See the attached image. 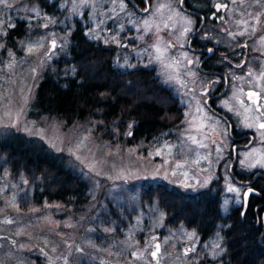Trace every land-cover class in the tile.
<instances>
[{
  "label": "rangeland",
  "instance_id": "1",
  "mask_svg": "<svg viewBox=\"0 0 264 264\" xmlns=\"http://www.w3.org/2000/svg\"><path fill=\"white\" fill-rule=\"evenodd\" d=\"M48 1L53 11L48 15L32 0H7L10 7L0 4V37L16 19L33 23L28 25L29 36L19 43L20 54H13L11 50L3 52L4 43L0 40V139L13 136V130L29 136L43 134L51 148L68 150L86 137L79 154L83 164H92L94 168L89 171L72 156L71 167L85 168L83 176L90 188V199L79 209L58 202L36 206L32 197L31 203L24 205L30 184L22 175L18 181L9 172L0 176V264H38V260L43 264L44 256L45 264L51 259L58 264H89L95 260L100 264H157V261L159 264H230L229 260L222 261L226 254L220 233L215 231L212 238L201 241L196 227L186 220L183 225L166 228L164 213L157 205L142 201L150 195L146 187L153 184H167V188L182 194H197L196 191L211 187L215 181L214 186L221 188L223 212L241 201V186L231 179L226 165L220 163L228 154L229 142L225 141L224 150L216 144L219 133L226 137V125L203 105L204 96L217 84L212 78L207 91L201 93L207 80L198 71V56L185 46L194 28V18L173 9L168 12L165 4L157 15L139 16L126 0ZM238 1L235 16L239 20L245 14L246 19L264 15V0ZM77 23L84 28L89 41L116 47L115 65L121 70L154 67L160 83L176 95L183 120L150 144L122 148L100 141L83 124L85 135H76L63 124L28 117L30 84L38 82L35 79L48 66L51 55L65 51ZM35 29L38 33H33ZM263 37L255 36L253 44L261 45ZM123 43L127 47L122 48ZM48 58L49 63L39 64V60ZM259 68L254 65L252 70L258 72ZM232 87L242 88L241 83H232ZM237 99L236 95H226L219 103L229 109ZM241 116L235 117L239 130L243 128ZM99 147H102L100 154L94 150ZM244 150L237 151L236 155L243 158ZM214 159L217 165L211 164ZM240 163L239 167L245 164ZM177 164L182 167L177 168ZM5 220L12 223H4ZM9 230L17 232L21 254H16L11 246L15 245L13 239L4 240ZM157 243L160 253L154 259L151 252ZM36 247L44 256L32 253ZM244 259L248 264L253 263L251 257L244 256Z\"/></svg>",
  "mask_w": 264,
  "mask_h": 264
},
{
  "label": "trees",
  "instance_id": "2",
  "mask_svg": "<svg viewBox=\"0 0 264 264\" xmlns=\"http://www.w3.org/2000/svg\"><path fill=\"white\" fill-rule=\"evenodd\" d=\"M32 1L47 15L53 12L48 0ZM29 22L32 21L16 19L11 27L5 29L4 36L0 37L4 43L3 52L8 50L13 54L22 52L19 43L29 36L28 25H33ZM37 30L35 29L33 33H38ZM115 55V48L97 41H89L84 28L77 23L62 54L53 55L50 63L45 59L39 60V64H49L35 79L38 82L35 85L30 84L33 95L27 110L28 116L38 121L49 119L59 125L63 124L76 135H85L82 124L89 126L94 137L122 148L150 144L161 133L164 134L176 127L183 120L182 107L176 95L160 83L156 69L138 66L121 70L115 65ZM36 67L34 76L37 72ZM202 76L207 80L201 90V93H204L207 91L208 82L210 83L214 77L206 74ZM231 86L232 84L229 88ZM226 88H223L222 84L218 91L204 96L203 99L214 100L216 106L224 113L217 112L209 105L210 109L209 102L206 104L207 108L210 112L213 111L211 114L214 117L219 115L227 128L231 129L227 113H236L233 107L228 109L219 103L225 97ZM230 133L231 131L224 138L218 134L216 144L220 149L226 148L225 141L231 140ZM47 143L43 134L41 138L28 137L14 130L13 136L0 139V176L3 177L9 172L14 181H18L21 175L28 181L30 186L27 190L30 192L26 193L28 201L24 205L31 203L29 199L32 197L36 206L58 202L65 207L71 205L78 209L82 208L90 199V188L83 176L85 168L82 166L72 168L68 150L63 148L55 150ZM94 150L100 154L102 147ZM146 190L150 195L142 201H152L157 205L164 213L163 222L166 228L177 227L186 220L189 225L196 227L200 240L205 241L220 229L217 223L225 224L229 221L231 228L225 232V236H228L230 243L232 242V245L229 244V252L233 253L230 255L231 263L248 264L244 259L246 256L252 258V264H264L261 249L255 248V244L257 245L256 231L253 228L255 215L251 212L242 215L236 211L226 221L220 213V194L215 187L202 189L197 194H182L179 190H170L167 184L159 186L153 184L146 187ZM131 215H134V212ZM132 221L130 219V222ZM48 237L50 240L53 239L51 236ZM9 239L15 241V245L11 246L15 248L16 254H21L17 232L9 230L4 240ZM32 253L39 257L44 256L37 247ZM42 263H46L45 256ZM38 264H41L40 260ZM47 264H58V261L51 259L49 263L47 260ZM89 264L100 263L95 260Z\"/></svg>",
  "mask_w": 264,
  "mask_h": 264
},
{
  "label": "flooded vegetation",
  "instance_id": "3",
  "mask_svg": "<svg viewBox=\"0 0 264 264\" xmlns=\"http://www.w3.org/2000/svg\"><path fill=\"white\" fill-rule=\"evenodd\" d=\"M126 2L139 16L157 15L161 5L165 4L169 7L166 9L168 12L173 9L177 13L194 18V28L187 36L185 46L190 53L198 56L199 72L214 77L217 87H213L207 95L218 91L222 84L223 88L227 86V90L232 82L241 83V89L233 87L242 92L233 109L236 114L243 115V128L239 130L238 125L234 124L235 118L232 115L236 114L227 113L231 123V129L228 127L229 132L231 131L230 148L227 150V156H223L220 163L224 165L228 162L227 170L243 186L242 200L237 213L241 214L245 211L244 214L251 212L255 215L253 228L256 231L258 245L256 247L255 244V248L261 249L264 255V166H262L264 165V129L258 126L259 123H264V116L260 114L264 112V107H261L264 105V79H260V73L264 71V48L260 44H253L255 36L264 35V15L246 19L248 16L245 14L242 20H239L238 16H235L238 12L235 4H239L238 0L236 3H233V0H126ZM217 5L227 7H221L218 11ZM185 29L182 27V30ZM254 65L260 66L258 72L252 70ZM249 72L252 75H249ZM230 90L231 87L224 93L229 94ZM249 91L259 94L256 104L248 99L246 93ZM210 100L208 99L209 108L211 106L217 112L224 113L216 106L214 100ZM240 101L244 102L243 106ZM257 107H260L259 111L256 110ZM245 108L250 111L246 112ZM250 124L254 126L249 127ZM239 150L245 151L243 158L236 155ZM241 161L245 164L239 167ZM250 228L247 230L251 231Z\"/></svg>",
  "mask_w": 264,
  "mask_h": 264
},
{
  "label": "snow or ice",
  "instance_id": "4",
  "mask_svg": "<svg viewBox=\"0 0 264 264\" xmlns=\"http://www.w3.org/2000/svg\"><path fill=\"white\" fill-rule=\"evenodd\" d=\"M237 0H233V3H236ZM241 3H243V0H240ZM0 4H3L5 6H8L10 7L11 5L7 3V0H0ZM221 7H227L226 5H217V10L219 11ZM259 22V21H258ZM147 23V22H146ZM188 23H191L190 21ZM185 31H188V29H185ZM254 31V29H253ZM241 35H243V33H241ZM261 45L264 46V38L261 39ZM53 47H55V41H53ZM28 51L31 53L33 52V49L30 47L28 49ZM157 52L160 53L161 55H163V53L160 52V49L157 48ZM249 75H252L251 72H249ZM260 79H264V71H262L260 73ZM247 97L249 100L252 101L253 104H256L258 99H259V94L257 92H254V91H249L246 93ZM241 105L243 106V101H240ZM261 107H264V105H261ZM257 111L260 110V107H257L256 109ZM245 111H250V109L248 108H245ZM262 116H264V112H261L260 113ZM249 127H252L254 125H248ZM259 128L260 129H264V123H259L258 124ZM201 127H203V125H201ZM87 138H83L79 143H77L75 146L73 147H69L68 149V152H69V155H71L76 161H78L79 163L83 164L84 163V159L82 158V156L79 154L81 151H82V148H83V145H84V141L86 140ZM159 154V153H157ZM88 168H89V171H92L93 168H94V165L92 164H88L86 165ZM264 166V165H262ZM177 168H180L182 167L181 164H177L176 165ZM97 175H99V173H97ZM186 175V173H185ZM229 191H235V189L233 188H229ZM4 223H12V221H9V220H5ZM154 251L151 252V256L155 259L158 257L159 253H160V245L157 243L155 244L154 246ZM188 251H192V249H189ZM187 254V253H185ZM157 264H159V262L157 261Z\"/></svg>",
  "mask_w": 264,
  "mask_h": 264
}]
</instances>
